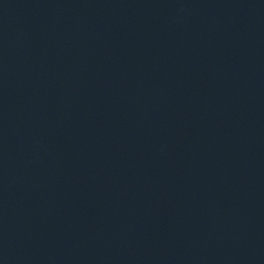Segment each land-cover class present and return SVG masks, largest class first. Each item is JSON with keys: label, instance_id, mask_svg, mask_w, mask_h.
Masks as SVG:
<instances>
[{"label": "water", "instance_id": "1", "mask_svg": "<svg viewBox=\"0 0 264 264\" xmlns=\"http://www.w3.org/2000/svg\"><path fill=\"white\" fill-rule=\"evenodd\" d=\"M0 264H264V0H0Z\"/></svg>", "mask_w": 264, "mask_h": 264}]
</instances>
